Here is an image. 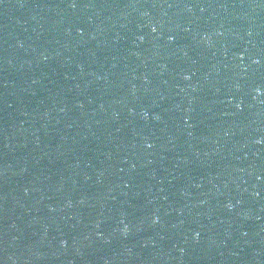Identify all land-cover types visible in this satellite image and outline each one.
<instances>
[{"label": "water", "instance_id": "obj_1", "mask_svg": "<svg viewBox=\"0 0 264 264\" xmlns=\"http://www.w3.org/2000/svg\"><path fill=\"white\" fill-rule=\"evenodd\" d=\"M0 264H264V0H0Z\"/></svg>", "mask_w": 264, "mask_h": 264}]
</instances>
